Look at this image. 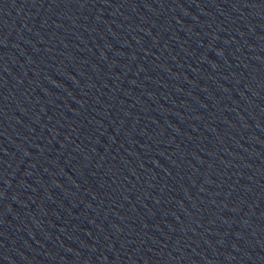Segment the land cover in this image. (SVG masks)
Instances as JSON below:
<instances>
[{"label": "water", "instance_id": "95a60500", "mask_svg": "<svg viewBox=\"0 0 264 264\" xmlns=\"http://www.w3.org/2000/svg\"><path fill=\"white\" fill-rule=\"evenodd\" d=\"M0 264H264V0H0Z\"/></svg>", "mask_w": 264, "mask_h": 264}]
</instances>
